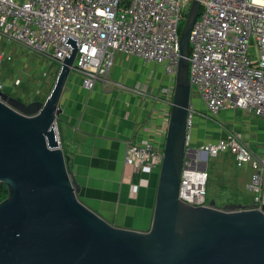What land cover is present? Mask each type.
<instances>
[{
    "label": "water",
    "instance_id": "1",
    "mask_svg": "<svg viewBox=\"0 0 264 264\" xmlns=\"http://www.w3.org/2000/svg\"><path fill=\"white\" fill-rule=\"evenodd\" d=\"M201 1L192 0L180 36L171 117L148 230L116 226L84 203L57 133L60 99L77 47L61 63L42 102L0 91V264H264V204L192 206L180 199L192 87L191 29ZM193 161V162H194ZM207 169V162L200 167Z\"/></svg>",
    "mask_w": 264,
    "mask_h": 264
},
{
    "label": "built area",
    "instance_id": "2",
    "mask_svg": "<svg viewBox=\"0 0 264 264\" xmlns=\"http://www.w3.org/2000/svg\"><path fill=\"white\" fill-rule=\"evenodd\" d=\"M200 1V14L189 43L192 90L215 115L223 108H240L264 117V0ZM191 3L192 0H0V40L19 43L60 65L76 45L72 71L83 75V85L88 89H93L99 80L105 81L119 52L163 65L165 74L176 85L182 56L183 8ZM252 42L256 57L249 53ZM5 58L11 59L0 50V66ZM133 90L166 101L169 107L163 109V114L169 122L175 86L157 90L139 83ZM0 91H4L1 79ZM194 114L191 102L188 150ZM224 152L234 155L237 166L251 164L253 172L246 188L254 193L256 207L261 208L264 157L254 153L234 131L228 139L201 145L194 153L195 161L185 157L180 199L192 206L210 205L209 173L198 163L203 155L215 157ZM163 161L164 146L154 140L127 142L125 163L135 169L161 168Z\"/></svg>",
    "mask_w": 264,
    "mask_h": 264
},
{
    "label": "crops",
    "instance_id": "3",
    "mask_svg": "<svg viewBox=\"0 0 264 264\" xmlns=\"http://www.w3.org/2000/svg\"><path fill=\"white\" fill-rule=\"evenodd\" d=\"M151 64L162 67L159 75L162 82L158 88L139 80V72ZM155 73L156 69L153 76ZM134 80H138L136 85L154 86L157 90L162 86H175V81L165 74L163 65L119 52L105 81H97L93 89L84 87L80 72L71 71L60 99L62 112L57 127L71 158L70 170L81 185L80 199L116 226L148 230L155 210L160 168L139 170L126 164V147L131 139L137 142L152 139L163 147L168 130L163 109L169 104L133 90L134 86L128 83ZM206 117L211 119L209 115ZM211 129L208 119L195 118L192 152L212 142L214 132ZM245 139L249 146L251 140H256ZM201 159L198 167L209 157L203 155ZM231 167L233 169L223 178L222 187L211 191L209 202L214 200L220 207L239 203L254 206V193L246 188L252 167L243 169L244 166H237L236 162ZM207 170L209 173L208 163Z\"/></svg>",
    "mask_w": 264,
    "mask_h": 264
},
{
    "label": "rangeland",
    "instance_id": "4",
    "mask_svg": "<svg viewBox=\"0 0 264 264\" xmlns=\"http://www.w3.org/2000/svg\"><path fill=\"white\" fill-rule=\"evenodd\" d=\"M189 11L190 7L183 8L184 20L181 23V29L184 27ZM0 50L6 51L11 57V59L5 58L0 66V79L4 83V91L25 102L33 100L44 102L55 84L61 65L50 62L41 54L31 51L19 43H7L5 39L0 40ZM249 53L256 57V48L253 42L249 47ZM155 69L157 73L153 76ZM161 72V66L159 68H156L155 64L145 66L144 71L139 72V80L147 86L151 84L158 88L162 82L159 77ZM137 81L128 83V86L135 87ZM191 102L195 111L193 124L195 125V118L198 116L204 121L209 120L211 131L214 132V139L210 143H216L220 139H228L231 131H237L236 133L245 142L247 141L245 138H255L256 140H251L250 147L254 153L264 157L263 116L244 109L235 111L231 108H223L215 115L209 110L196 90H192ZM206 115L211 116V119L207 118ZM61 145L67 153V148L62 142ZM219 155L218 157L215 156L214 159L209 157L207 161L209 168L208 197L211 191L222 187L223 178L228 171L233 169L231 166L235 164L232 153L224 152ZM243 166V169H246L248 166L251 167V164L246 162Z\"/></svg>",
    "mask_w": 264,
    "mask_h": 264
},
{
    "label": "trees",
    "instance_id": "5",
    "mask_svg": "<svg viewBox=\"0 0 264 264\" xmlns=\"http://www.w3.org/2000/svg\"><path fill=\"white\" fill-rule=\"evenodd\" d=\"M9 194L6 183L0 182V202L4 200Z\"/></svg>",
    "mask_w": 264,
    "mask_h": 264
},
{
    "label": "bare ground",
    "instance_id": "6",
    "mask_svg": "<svg viewBox=\"0 0 264 264\" xmlns=\"http://www.w3.org/2000/svg\"><path fill=\"white\" fill-rule=\"evenodd\" d=\"M57 133H58V131H57Z\"/></svg>",
    "mask_w": 264,
    "mask_h": 264
}]
</instances>
